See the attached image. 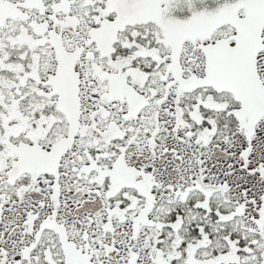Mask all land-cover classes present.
<instances>
[{
  "label": "snow or ice",
  "instance_id": "obj_1",
  "mask_svg": "<svg viewBox=\"0 0 264 264\" xmlns=\"http://www.w3.org/2000/svg\"><path fill=\"white\" fill-rule=\"evenodd\" d=\"M0 264H264V0H0Z\"/></svg>",
  "mask_w": 264,
  "mask_h": 264
}]
</instances>
